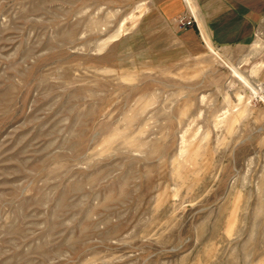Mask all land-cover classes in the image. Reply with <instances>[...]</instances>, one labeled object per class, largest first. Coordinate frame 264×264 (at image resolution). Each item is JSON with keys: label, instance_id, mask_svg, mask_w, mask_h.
I'll return each mask as SVG.
<instances>
[{"label": "rangeland", "instance_id": "rangeland-1", "mask_svg": "<svg viewBox=\"0 0 264 264\" xmlns=\"http://www.w3.org/2000/svg\"><path fill=\"white\" fill-rule=\"evenodd\" d=\"M154 1L0 0V264H264V50Z\"/></svg>", "mask_w": 264, "mask_h": 264}, {"label": "crops", "instance_id": "crops-1", "mask_svg": "<svg viewBox=\"0 0 264 264\" xmlns=\"http://www.w3.org/2000/svg\"><path fill=\"white\" fill-rule=\"evenodd\" d=\"M154 10L165 25L179 15L192 17L191 27L170 31L171 45L184 48L190 58L211 49L225 53L249 49L253 57L263 53L255 34L264 30V0H155Z\"/></svg>", "mask_w": 264, "mask_h": 264}, {"label": "built area", "instance_id": "built-area-1", "mask_svg": "<svg viewBox=\"0 0 264 264\" xmlns=\"http://www.w3.org/2000/svg\"><path fill=\"white\" fill-rule=\"evenodd\" d=\"M178 30H185L194 24L192 17L187 15H179L173 20ZM256 40H258V47L264 49V30L257 31L255 34Z\"/></svg>", "mask_w": 264, "mask_h": 264}]
</instances>
